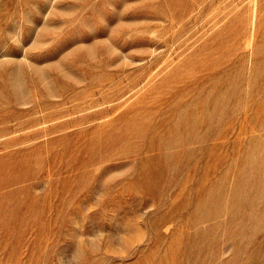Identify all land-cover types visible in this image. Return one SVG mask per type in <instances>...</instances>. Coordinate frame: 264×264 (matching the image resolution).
Here are the masks:
<instances>
[{
	"label": "rangeland",
	"instance_id": "1",
	"mask_svg": "<svg viewBox=\"0 0 264 264\" xmlns=\"http://www.w3.org/2000/svg\"><path fill=\"white\" fill-rule=\"evenodd\" d=\"M0 264H264V0H0Z\"/></svg>",
	"mask_w": 264,
	"mask_h": 264
}]
</instances>
